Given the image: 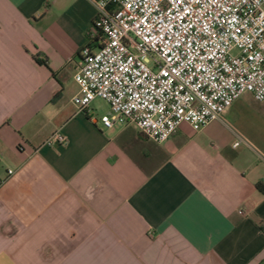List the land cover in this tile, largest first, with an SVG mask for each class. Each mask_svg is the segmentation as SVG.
Masks as SVG:
<instances>
[{
	"label": "crops",
	"instance_id": "crops-1",
	"mask_svg": "<svg viewBox=\"0 0 264 264\" xmlns=\"http://www.w3.org/2000/svg\"><path fill=\"white\" fill-rule=\"evenodd\" d=\"M94 2L0 0V264H264V109L237 145V99L161 144L78 112Z\"/></svg>",
	"mask_w": 264,
	"mask_h": 264
},
{
	"label": "built area",
	"instance_id": "built-area-1",
	"mask_svg": "<svg viewBox=\"0 0 264 264\" xmlns=\"http://www.w3.org/2000/svg\"><path fill=\"white\" fill-rule=\"evenodd\" d=\"M150 2L95 0V47L73 74L78 112L102 99L104 128L132 125L161 144L183 123L196 132L221 120L243 93L264 101V0ZM65 142L58 129L43 144Z\"/></svg>",
	"mask_w": 264,
	"mask_h": 264
},
{
	"label": "rangeland",
	"instance_id": "rangeland-1",
	"mask_svg": "<svg viewBox=\"0 0 264 264\" xmlns=\"http://www.w3.org/2000/svg\"><path fill=\"white\" fill-rule=\"evenodd\" d=\"M235 101V100H234ZM241 104L242 108L236 109L237 112H232L230 116V122L235 127V129L230 125L232 132L237 131L243 133V135L247 137H251L252 134V126L255 124H262L261 114L264 109V102H259L253 99V96L250 93H243L238 96L237 103ZM92 110V114L100 117L103 114H106L109 110L108 105L102 99H95L90 106ZM242 109V110H241ZM234 118V120H232Z\"/></svg>",
	"mask_w": 264,
	"mask_h": 264
},
{
	"label": "clouds",
	"instance_id": "clouds-1",
	"mask_svg": "<svg viewBox=\"0 0 264 264\" xmlns=\"http://www.w3.org/2000/svg\"><path fill=\"white\" fill-rule=\"evenodd\" d=\"M167 0H151L149 3V7H154L157 4H166ZM190 7L195 8L196 7V0H191Z\"/></svg>",
	"mask_w": 264,
	"mask_h": 264
},
{
	"label": "trees",
	"instance_id": "trees-1",
	"mask_svg": "<svg viewBox=\"0 0 264 264\" xmlns=\"http://www.w3.org/2000/svg\"><path fill=\"white\" fill-rule=\"evenodd\" d=\"M97 40V38H95L92 42H95ZM89 45V44H88ZM90 46V45H89ZM44 63V62H43ZM45 64V63H44ZM255 186H256V188L258 189V191H260V192H264V185L263 184H261V183H256L255 184Z\"/></svg>",
	"mask_w": 264,
	"mask_h": 264
}]
</instances>
